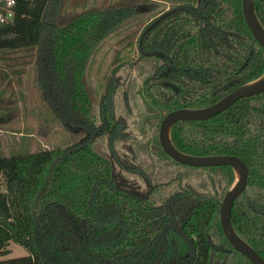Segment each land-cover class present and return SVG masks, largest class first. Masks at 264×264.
Instances as JSON below:
<instances>
[{"label":"trees","instance_id":"16d2710c","mask_svg":"<svg viewBox=\"0 0 264 264\" xmlns=\"http://www.w3.org/2000/svg\"><path fill=\"white\" fill-rule=\"evenodd\" d=\"M254 1L264 26V0ZM52 2L15 0L8 6L7 0H0L4 15L8 9L13 11L8 21L0 20V51L37 47L40 84L59 107H65L69 99L75 110L86 101L83 75L92 51L108 33L128 21L154 16L155 11L115 6L89 12L58 28L52 19ZM211 12L217 14L215 18L228 13L231 18L221 23H231L229 30L233 31L221 33V25L209 19L200 26L204 33H216L217 45L231 40L233 85L217 93L218 99L264 74V48L243 17L242 0H217ZM162 26L155 31L160 33ZM195 40L191 39L184 59L196 51ZM246 60L248 65L237 73ZM186 127L209 140L190 145L181 138L182 129L188 132ZM201 127L205 132L200 134ZM173 142L192 155L233 154L244 159L249 167L248 185L255 194L235 201L231 220L237 233L264 258V213L246 203L264 205V92L241 98L212 119L175 123ZM223 168L232 182V168ZM111 172L110 159L89 147L11 155L0 152V264H182L180 255L188 246L149 245V232L154 228L149 222L150 207L137 205L135 197L117 189ZM219 210L206 201L184 223L185 232L196 237V255L185 264L210 263L207 233L218 230L225 237ZM11 241L24 246L28 254L6 258ZM237 258L238 264H252L240 254Z\"/></svg>","mask_w":264,"mask_h":264},{"label":"flooded vegetation","instance_id":"af4514ba","mask_svg":"<svg viewBox=\"0 0 264 264\" xmlns=\"http://www.w3.org/2000/svg\"><path fill=\"white\" fill-rule=\"evenodd\" d=\"M216 2L217 0H148L144 11H155V15H146L142 33H134L137 35V56L127 58V55L135 52V38L130 33L129 36H124L126 39L131 38L117 52L114 58V62H117V66H114V78L112 75L108 80L98 103L88 100L86 96L85 104L79 103L75 110L71 102L65 107L64 113L53 110L56 118L74 135H69L64 149L89 147L108 157L114 186L135 197L137 205L151 209L149 222L154 228L149 232L148 244L159 247L170 244L188 246L180 255L182 264L190 262L196 255V237L185 232L184 223L192 219L193 213H197L206 201L221 208L224 197L236 179V172L230 165L194 166L172 158L161 140L162 121L168 113L211 106L233 91L217 99V93H222L233 85L231 40L228 38L225 45H217L216 33H204L200 30L202 22L209 19L216 26L221 25V33H233L229 30L231 23H221V19L228 21L231 18L228 13L218 14L220 16L215 18L217 14L211 12ZM128 5L137 11L143 8H136L135 4ZM166 13L169 14L148 33H143L154 20ZM159 25H163L160 33L155 31ZM110 34L112 33H108L104 40ZM193 37H196L197 49L194 54L187 53V59H184L182 56L190 47ZM101 44L89 57L95 54ZM89 57L86 64L90 63ZM247 65L248 60L239 67L237 73ZM117 70L119 73H116ZM83 86L84 79L82 88ZM216 116L199 120H178L170 126L169 133H166L174 144L175 123L204 121ZM191 132V127L188 132L182 129L181 135L190 145H200L201 139L209 140L205 136L197 137V131L192 132L194 135ZM202 132H205L203 127L200 128V134ZM224 166L232 168V182ZM248 193L254 197L255 190L249 187L247 179L245 190L235 201L246 198ZM246 203L254 211L264 213V205L258 207L248 200ZM225 237L218 230L213 235L207 233L209 264H238L235 258L239 254L248 259Z\"/></svg>","mask_w":264,"mask_h":264},{"label":"rangeland","instance_id":"374dc122","mask_svg":"<svg viewBox=\"0 0 264 264\" xmlns=\"http://www.w3.org/2000/svg\"><path fill=\"white\" fill-rule=\"evenodd\" d=\"M147 3L148 0H53L51 12L52 19L60 28L89 12L128 4H135L136 8L143 7L141 10H144ZM145 22L144 17L142 21L131 20L124 23L112 31L95 54L89 57L90 63L85 67L82 88L88 100L97 103L100 100L114 73V66H117L114 58L130 40L131 37H124L130 33L135 38V52L127 55V51H123L127 58L137 56L136 37L142 33ZM39 53L37 47L0 51V152L4 155L42 149L63 150L69 135H73L53 113V110L64 113L69 99H66L65 107H59L40 84ZM118 76L119 74L115 75ZM118 153L123 158L121 152ZM9 249L11 251L6 258L28 254L24 246L13 241L10 242ZM235 260L239 262L238 258Z\"/></svg>","mask_w":264,"mask_h":264},{"label":"water","instance_id":"95a60500","mask_svg":"<svg viewBox=\"0 0 264 264\" xmlns=\"http://www.w3.org/2000/svg\"><path fill=\"white\" fill-rule=\"evenodd\" d=\"M243 17L252 32L255 39L264 48V26L260 21L255 8L254 0H242ZM169 13H166L156 20H154L145 30L144 34L148 33L154 26H156L162 19H164ZM264 92V74L259 78L250 81L229 94L220 99L218 102L205 108L197 109H180L168 113L162 121L161 140L167 153L174 159H177L183 163L194 166H221L230 165L236 169L239 168L241 176L236 179L234 185L228 191L224 197L220 208V222L226 237L232 244V246L241 254L246 256L252 264H264V258L258 253V251L246 242L235 230L232 220L231 212L234 205V201L245 190L248 179V166L245 161L237 155H212V156H194L180 152L172 143L168 137L167 127L178 120H199L207 119L223 112L236 101L241 98L257 95Z\"/></svg>","mask_w":264,"mask_h":264},{"label":"built area","instance_id":"2783aa9c","mask_svg":"<svg viewBox=\"0 0 264 264\" xmlns=\"http://www.w3.org/2000/svg\"><path fill=\"white\" fill-rule=\"evenodd\" d=\"M15 2V0H7V5L11 6L13 5ZM13 16V11L11 9H8L7 14L4 15L1 11H0V20L1 21H8L11 17Z\"/></svg>","mask_w":264,"mask_h":264},{"label":"bare ground","instance_id":"6f19581e","mask_svg":"<svg viewBox=\"0 0 264 264\" xmlns=\"http://www.w3.org/2000/svg\"><path fill=\"white\" fill-rule=\"evenodd\" d=\"M170 131V125L167 127V132L169 133ZM237 172V180H239L240 176H241V171L239 168L236 169Z\"/></svg>","mask_w":264,"mask_h":264}]
</instances>
